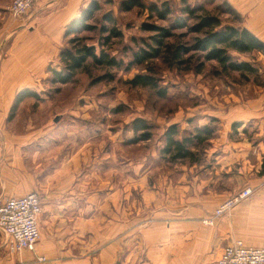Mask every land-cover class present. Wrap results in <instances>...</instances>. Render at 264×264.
<instances>
[{
    "label": "rangeland",
    "instance_id": "rangeland-1",
    "mask_svg": "<svg viewBox=\"0 0 264 264\" xmlns=\"http://www.w3.org/2000/svg\"><path fill=\"white\" fill-rule=\"evenodd\" d=\"M11 1L8 0L6 5ZM111 1L101 0L102 9L91 22L96 28L82 33L81 37L86 43L95 44L99 52L104 37L108 35L101 31V26L111 25L103 19V15L112 12L123 36L113 38L103 47L110 55L123 60V66L103 67L89 60L86 68L78 71L72 81L53 83L49 68H61L59 51L53 59V66L44 68V72L39 74L40 83L32 88H38L42 99H24L9 123L13 125L18 140L28 141L34 137L32 144L22 147L18 162L22 167L31 168L33 179L38 184L43 206L39 224L43 233L46 228L44 222L49 218V209L44 207V196L41 194L45 191L44 182L50 191L63 189L64 195L56 199L66 203L72 202L76 191L83 190L90 193L85 195V202L94 194L95 203H89L85 216L96 224L97 232L104 233L113 224L111 243L117 248L111 264H141L145 246L142 237L147 229L158 226L160 235L167 236L171 224L183 222L188 204H197L200 200L210 205L216 203V190L237 184L239 179L232 176V171L242 167L235 164L227 170L229 165L222 167L216 160H207L204 150L197 163H174L160 152L165 143L166 129L177 123L184 136L196 126H201L200 113L206 93L212 105L224 92L242 93L246 98L256 95L255 90L264 86V55L259 52L234 54L236 59L259 67L258 77L251 76L250 80L239 72H221L216 61H205L204 68L198 73L197 65L203 59L194 51L191 52L194 56L186 55L188 60L180 67H171L158 58L128 69L135 51L149 49L147 43L154 44L150 39L153 33L142 30V23L165 27L175 24L176 19L185 16L182 9L186 3H203L213 13L222 10L225 22L232 21L233 16L223 12L224 0H143L146 4L158 5L169 1L172 13L164 20L149 16L147 11L138 8L121 11L119 5L122 0ZM194 23L195 20L191 19L187 27L174 28L175 36L169 41L173 44H192L195 33L190 31V27ZM70 37L74 35L63 36V48L70 46ZM136 74L154 75L159 86L131 85L129 81ZM159 89H165L166 95L159 94ZM136 118L146 119L152 125L150 140L131 142L136 137L131 123ZM217 130L218 127L214 136H217ZM245 136L248 135L228 132V139L240 140ZM208 143L205 142L204 148ZM54 170L60 171L59 179H50L48 184L44 181V173L50 171L54 176ZM64 215L59 219L61 225L74 223L72 212ZM176 234L178 241L183 243L184 233ZM105 238L107 236L96 237L94 243L90 242L92 237H81L84 242L71 239L49 246L55 247L56 252L71 250L72 257L89 253L90 257L86 259L93 261V258L100 260V257L106 256L110 240L105 242ZM43 240L31 252L36 253L38 248L41 254L44 253ZM4 245L6 251L2 257H9L12 262L17 260V264H79L82 261L79 258L67 261L46 252L35 254V258H28V262L22 263L19 253L12 252L7 241ZM40 256L46 259L40 261Z\"/></svg>",
    "mask_w": 264,
    "mask_h": 264
},
{
    "label": "crops",
    "instance_id": "crops-1",
    "mask_svg": "<svg viewBox=\"0 0 264 264\" xmlns=\"http://www.w3.org/2000/svg\"><path fill=\"white\" fill-rule=\"evenodd\" d=\"M89 1L54 0L48 3L47 0H41L28 14L15 18L6 10L8 0H0V199L39 191L31 168L22 167L18 162L22 147L32 144L34 137L28 141L18 140L8 117L18 91L24 87L33 88L40 83L39 74L44 72V68L53 66L54 57L63 48L67 25ZM229 1L243 16L245 26L264 41V0ZM253 65L257 67V64ZM255 91L256 95L248 98L242 93L224 92L218 95L214 105L206 93L200 113L201 126L216 118L218 130L217 136L207 141L205 157L207 160H216L222 167L229 165L227 170L231 169V165L241 164L239 170L232 171V176L239 182L216 190L218 198L213 205L203 200L188 204L183 222L171 224L167 236L160 235L158 226L147 229L142 237L145 260L141 264H216L223 248L235 239H242L250 246H264V86ZM236 122L241 123L238 132L248 136L240 140L228 139V132L233 131ZM59 173L54 170L55 175L51 176L50 171H47L44 181L49 184L50 179H59ZM247 186L253 188L250 198L235 205L227 215L216 219L213 225L203 222V218L210 216L220 203ZM44 190L41 193L44 207L49 209L44 233L41 229L40 240L44 239V253L41 254L38 248L36 253L26 250L19 253L20 262H28V258L36 257L35 254L48 252L67 261L82 259L79 264H111L117 248L111 243L113 224L104 233L97 232L96 224L85 216L90 208L89 203H95L94 194L85 202V195L90 193L76 191L72 202L66 203L65 200L56 199L64 195L63 189L50 191L44 182ZM69 211L74 215V223L61 225L59 219L64 218V213ZM176 233H184L183 243L178 241ZM101 236H107L105 242L110 240V247L106 248V256L100 257V260L93 258V261H88L86 258L90 257L89 253L72 257L71 250L56 252L55 247L49 246L71 239L84 242L81 237H92L90 242L95 243L96 237ZM5 242V235L0 232V264H17V260L12 262L9 257H2L6 251ZM128 260L129 255L126 258Z\"/></svg>",
    "mask_w": 264,
    "mask_h": 264
},
{
    "label": "trees",
    "instance_id": "trees-1",
    "mask_svg": "<svg viewBox=\"0 0 264 264\" xmlns=\"http://www.w3.org/2000/svg\"><path fill=\"white\" fill-rule=\"evenodd\" d=\"M112 2L111 0H106ZM225 10L233 16V20L225 22L222 17V10L217 13L211 12L206 8L205 4L190 5L185 4L182 13L185 16L175 20V24L168 27L156 25L149 22L141 24L142 30L152 32L150 39L154 44L147 43L149 49L141 48L134 52L133 60L129 62L127 68L135 64H144L153 59H162L169 65L180 67L185 63L186 55L194 56L199 53L203 61L197 65L196 71L200 73L205 66V61H216L221 72H239L246 80H250L251 76L258 77L259 69L249 61H240L236 59L233 52L253 53L259 52L264 55V41L254 32L247 28L244 24V18L241 13L232 5L229 0H224ZM119 8L121 11H130L138 8L147 11L149 16H156L161 20L166 19L172 13V7L169 1L163 2L161 5L157 3L146 4L143 0H122ZM102 9L101 0H90L86 6L81 9L80 14L74 18L66 27L65 37L71 35L68 42L69 47H64L59 52V62L61 68L50 67L53 83H68L73 80L78 71L86 68L88 61L92 60L94 64L103 67H122L123 60L110 55L103 47L109 44L113 38L123 36V31L119 28L117 19L112 12L103 15V19L111 25L101 26L103 33H108L104 37L102 47L97 51L95 44H88L81 37V34L95 29L91 24L92 20ZM195 20L190 27V31L195 33L193 43L173 44L169 40L175 36L174 28H183L188 26L189 20ZM194 53H191L193 52ZM199 59V60H201ZM216 72H219L216 71ZM133 86H145L157 88L158 81L152 74H136L130 79ZM159 94L166 95L165 89H159ZM26 98L42 99L41 93L35 89L24 87L20 89L16 95L12 105L8 119L12 120L19 104ZM216 118L204 126H196L194 130L186 135H181L180 127L177 123L170 125L165 133V143L161 149V154L174 163L189 162L194 164L200 161V154L205 150V142L214 137L217 126ZM241 123L233 124V133H238L237 128ZM132 130L135 132V139L131 142L147 141L153 136L152 125L143 118H136L131 123ZM264 171V165L263 169Z\"/></svg>",
    "mask_w": 264,
    "mask_h": 264
},
{
    "label": "built area",
    "instance_id": "built-area-1",
    "mask_svg": "<svg viewBox=\"0 0 264 264\" xmlns=\"http://www.w3.org/2000/svg\"><path fill=\"white\" fill-rule=\"evenodd\" d=\"M41 0H12L7 11L15 18L28 14ZM48 3L54 0H47ZM253 194V188L244 187L225 199L212 215L203 219L205 224L213 225L219 217L227 215L232 208ZM43 211L42 198L38 191L22 196L0 199V232L7 239L12 252L33 251L41 238L39 219ZM40 256L38 260H45ZM216 264H264V246H250L242 239H235L223 248Z\"/></svg>",
    "mask_w": 264,
    "mask_h": 264
}]
</instances>
